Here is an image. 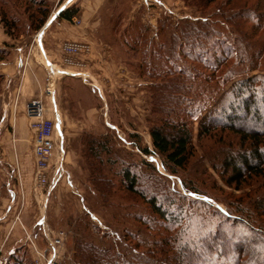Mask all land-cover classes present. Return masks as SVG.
I'll return each mask as SVG.
<instances>
[{
	"label": "trees",
	"instance_id": "16d2710c",
	"mask_svg": "<svg viewBox=\"0 0 264 264\" xmlns=\"http://www.w3.org/2000/svg\"><path fill=\"white\" fill-rule=\"evenodd\" d=\"M182 1L201 18L174 25L161 19L151 35L140 19L125 25L126 14H117L115 6L110 35L122 40L136 70L152 80L150 137L168 172L188 170L197 155L196 140H215L211 166L232 191L219 188L227 195L226 213L213 212L216 219L206 222H217V228H196L172 210L178 191L153 163L127 164L115 158L110 135L86 134L82 156L102 205H115L117 197L124 199L121 194L141 201L152 217H127L151 235L145 241L140 229L125 230L128 249L120 263L110 252L79 241L78 264H264V0ZM78 13L72 6L59 18L71 21ZM50 16L49 0H0V24L13 39L32 37ZM10 57L9 48L0 49L1 63ZM3 80L0 74V87ZM3 264L33 261L23 246Z\"/></svg>",
	"mask_w": 264,
	"mask_h": 264
},
{
	"label": "rangeland",
	"instance_id": "374dc122",
	"mask_svg": "<svg viewBox=\"0 0 264 264\" xmlns=\"http://www.w3.org/2000/svg\"><path fill=\"white\" fill-rule=\"evenodd\" d=\"M62 2L63 0H49L50 19L59 18L54 13L59 11L58 8ZM81 3L83 4L85 1L82 0ZM72 6L77 7V4ZM115 6L119 10L117 14L121 11L126 14L125 25L136 18L140 19L143 24L151 28V35L156 32L158 21L161 19L168 18L174 25L179 20L201 18L194 8L186 6L182 0H149L148 3L141 4L137 8H135L133 0H107L98 14L101 22L100 28L96 32H91L88 29V26L91 25L89 20L77 18L64 28V35L56 33L58 29L55 27L54 31L51 30V35L45 36L47 48L48 43L55 46L52 49L55 52L49 56L52 55L54 59L52 66L59 70L56 75L53 73L55 68L43 65V52L39 50L40 34L45 26L32 37L21 36L19 39H13L5 33L2 24H0V49L9 48L11 52L7 63L15 62L12 51H14V45L21 42L19 49L22 51L18 53V55L20 54L18 64L24 65L26 70L23 69V78L28 74L37 85L35 89L28 91L30 101L42 98L47 111L46 117L50 120H53V110L56 108L59 114L60 124L55 143L60 150L55 151L53 160L56 164L61 155V149H63L65 173L57 185L59 187L57 189L58 196L55 195L52 200L54 205H50V199L48 203L52 207L51 210L55 209L56 205L58 212H62L63 216L58 213L60 218L57 219L53 214L47 221L49 231L54 232V235L57 231L66 233V237L61 238L62 243L58 248L60 264H78L75 255L76 244L79 241L94 244L98 248L110 252L120 263L121 257L126 258V249H128L125 230L140 229V236L146 239L145 241L151 235V232L142 223H136L127 217L130 215L131 218H135L134 215H139L144 220L152 217L148 215L147 208L141 201L125 198V194H121L120 196H124V199L117 197L115 205L104 207L98 194L91 187L88 182L86 161L82 156L85 147L84 138L89 133L94 137L110 135L113 142L110 147L114 150L116 159L119 158L130 165L142 161L153 163L157 172L169 180L172 189L178 191L173 195L172 200L175 204L172 210L179 215V218H187L189 224L196 223V228L198 226L206 227V225L213 229L217 228L219 225L217 222L215 224L206 222L213 218L215 215L213 212L226 213L227 210V195L224 191L223 194L219 192L220 187H226L211 166L213 157H210V152L216 146L215 140L208 144L199 143L196 140V158L188 170L179 171L174 175L168 172L164 159L155 151L150 137V128L154 118L150 100L152 80L136 70L135 63L131 62L133 60L129 59L122 46V40L110 35L112 27L110 18ZM76 17L77 15L74 16V18ZM131 17L134 18L131 19ZM61 70L80 72L84 75L78 76L74 73L64 75ZM256 73L258 72L255 71L253 74ZM4 85L5 77L0 87V96L4 91ZM48 85L54 92L51 97L46 93ZM29 87L33 88L32 85ZM1 102L0 109L8 111L10 106L2 105ZM5 112L2 113L3 116H5ZM3 116H0L1 123L6 119ZM252 124L248 121L247 125ZM4 125L7 126L8 122H4ZM28 126L31 131L30 144L34 155L35 133L31 130L29 122ZM194 128L197 130V126ZM258 128L261 127L258 126ZM143 148H147L150 154H145L142 151ZM121 165L122 163L117 164L114 168L120 169ZM35 169L36 158L33 192ZM118 179L116 178V180ZM185 187L193 189L199 194L189 192ZM224 190L232 192L227 188ZM55 198L56 200H54ZM25 229L22 227L23 232H26ZM30 235L34 237L41 248L46 247L47 241L44 238V232L42 233L39 228H36ZM27 249H29L28 246ZM29 254L33 261L32 252L29 251ZM139 254H142V250ZM144 260L146 261V258ZM150 262L157 264L158 260Z\"/></svg>",
	"mask_w": 264,
	"mask_h": 264
},
{
	"label": "crops",
	"instance_id": "0c3cea01",
	"mask_svg": "<svg viewBox=\"0 0 264 264\" xmlns=\"http://www.w3.org/2000/svg\"><path fill=\"white\" fill-rule=\"evenodd\" d=\"M81 1L63 0L58 9L61 12L77 4L79 13L73 20L77 18L89 20L91 25L88 26V29L91 32H96L99 30L101 22L98 14L107 0H84L85 3L83 4ZM133 1L135 8H137L141 4L148 3L149 0ZM73 20L49 19L47 22L49 24L40 34L41 44H39V50L43 52V65H54V59L49 54L55 52L52 50L55 46L48 42L47 48L45 36L47 34L51 35L55 27L58 29L56 33H59V35L63 34L64 28ZM20 43L17 42L18 45H14V51H12L15 62L0 63V74L5 77L4 91L0 96V101H2V105L8 104L10 106L6 112L2 111V108L0 109V116H3L2 113L5 112L3 117L7 119L3 120L2 123L0 119V253L4 259L14 250L27 246L26 235L22 227H25L26 232L28 231L29 234L33 233L36 228H39L43 233V228L49 229L47 219L50 220L53 214L55 218H60V216L58 217L60 211L58 212L57 206L55 205L56 208L51 210L52 207L48 203L50 199V205H54L52 200L55 195L58 196V186L49 195L47 203H43L44 198L41 199L33 192L35 158L32 145L30 144L31 131L28 126L29 121L24 111L25 106L30 101L28 91L29 89H35L37 85L34 84V79L30 78L28 74L23 78L24 65L18 64V59L20 58L18 53L22 51L19 49ZM53 68L57 69L56 67ZM29 85H32L33 88H28ZM6 121L8 122L7 126L4 125ZM60 214L63 216L62 212ZM43 216H45L44 219Z\"/></svg>",
	"mask_w": 264,
	"mask_h": 264
},
{
	"label": "built area",
	"instance_id": "2783aa9c",
	"mask_svg": "<svg viewBox=\"0 0 264 264\" xmlns=\"http://www.w3.org/2000/svg\"><path fill=\"white\" fill-rule=\"evenodd\" d=\"M54 14L56 17H59L60 11ZM61 73L64 75L73 73L74 75L78 76L84 75L80 72L77 73L66 70L61 71ZM46 93L50 97L53 96L54 92L51 86H47ZM46 112L47 111L45 103L42 98L31 100L29 103H27L25 109V115L29 120L30 128L35 133L33 144L34 155L36 158L34 192L41 199L44 198V203L48 201L49 195L51 194L53 189L57 187V185L61 182L65 173L63 169V149H61V155L59 156V160L56 164H54L53 160L55 151H58L59 149L57 144L55 143L56 138H58V125L60 124L59 114L56 108L55 110H53V120H50L46 117ZM43 232L44 238L47 241V245L44 249L36 243L32 235H30L28 232H25L26 243L29 251L32 252L33 263L60 264L58 257V248L62 243L61 238H65L66 233L64 231H57L55 232L56 235H54V232L49 231L48 228H43ZM3 260V256L0 253V264H3Z\"/></svg>",
	"mask_w": 264,
	"mask_h": 264
},
{
	"label": "bare ground",
	"instance_id": "6f19581e",
	"mask_svg": "<svg viewBox=\"0 0 264 264\" xmlns=\"http://www.w3.org/2000/svg\"><path fill=\"white\" fill-rule=\"evenodd\" d=\"M58 71H59L58 69H54V75H56L58 73ZM61 71H63V70H61Z\"/></svg>",
	"mask_w": 264,
	"mask_h": 264
},
{
	"label": "water",
	"instance_id": "95a60500",
	"mask_svg": "<svg viewBox=\"0 0 264 264\" xmlns=\"http://www.w3.org/2000/svg\"><path fill=\"white\" fill-rule=\"evenodd\" d=\"M49 23H47L46 25H45V28H46V26L48 25Z\"/></svg>",
	"mask_w": 264,
	"mask_h": 264
}]
</instances>
